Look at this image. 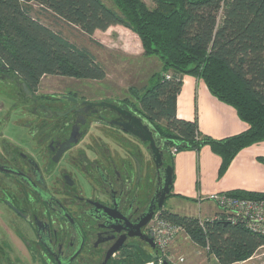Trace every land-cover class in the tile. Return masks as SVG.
Returning a JSON list of instances; mask_svg holds the SVG:
<instances>
[{
  "label": "trees",
  "instance_id": "obj_1",
  "mask_svg": "<svg viewBox=\"0 0 264 264\" xmlns=\"http://www.w3.org/2000/svg\"><path fill=\"white\" fill-rule=\"evenodd\" d=\"M113 3L0 0V58L28 87L38 86L47 75L103 80L107 71L94 53L72 44L40 15L49 13L89 37L122 25L139 36L146 56L161 61V69L140 89L132 87L131 95L138 99V112L169 142V164L173 166L174 147L200 150L208 145L221 158V176L242 149L264 141V0H154L153 7L144 0ZM185 75L201 78L214 96L236 109L248 128L215 138L202 133L196 119L178 117ZM257 158L264 163V155ZM227 193L264 199V190ZM159 216L182 227L220 264L245 261L264 247V235L225 211L203 219L163 209ZM153 258L158 257L147 255L134 264Z\"/></svg>",
  "mask_w": 264,
  "mask_h": 264
},
{
  "label": "flooded vegetation",
  "instance_id": "obj_2",
  "mask_svg": "<svg viewBox=\"0 0 264 264\" xmlns=\"http://www.w3.org/2000/svg\"><path fill=\"white\" fill-rule=\"evenodd\" d=\"M137 101L70 82L26 88L0 62V264H134L156 256L145 238L164 205L148 218L159 187L149 143L101 104L149 122ZM169 147L161 145L164 166Z\"/></svg>",
  "mask_w": 264,
  "mask_h": 264
},
{
  "label": "crops",
  "instance_id": "obj_3",
  "mask_svg": "<svg viewBox=\"0 0 264 264\" xmlns=\"http://www.w3.org/2000/svg\"><path fill=\"white\" fill-rule=\"evenodd\" d=\"M177 115L184 119H196L201 132L215 138L234 135L248 128V124L238 116L232 105L218 99L201 78L192 75L183 77L177 98ZM263 155L264 141L246 147L220 176L221 158L208 145L200 150L176 151L173 158L174 179L171 196L194 200L202 209L203 219L213 217L223 210L208 199L210 193L238 188L264 190V163L257 158ZM208 255L213 264H220L215 256L209 253ZM263 263L258 256L253 255L234 264Z\"/></svg>",
  "mask_w": 264,
  "mask_h": 264
},
{
  "label": "rangeland",
  "instance_id": "obj_4",
  "mask_svg": "<svg viewBox=\"0 0 264 264\" xmlns=\"http://www.w3.org/2000/svg\"><path fill=\"white\" fill-rule=\"evenodd\" d=\"M104 1L107 5L114 7L113 0ZM144 1L150 7L155 5L154 0ZM40 19L51 29L61 33L72 44L92 51L107 71V77L103 80L47 75L42 79L44 84L70 82L94 89L112 88L116 95L124 97L131 95L132 87L140 89L146 85L150 76L161 69L160 59L156 56H146L139 36L122 25H113L105 31L97 30L92 37H89L49 13L41 14ZM163 207L180 214L204 217L196 201L187 200L181 196L168 197ZM254 255L264 262V247ZM165 256L171 264H213L206 250L193 243L184 230L176 232ZM150 261L158 264L159 258H153Z\"/></svg>",
  "mask_w": 264,
  "mask_h": 264
},
{
  "label": "built area",
  "instance_id": "obj_5",
  "mask_svg": "<svg viewBox=\"0 0 264 264\" xmlns=\"http://www.w3.org/2000/svg\"><path fill=\"white\" fill-rule=\"evenodd\" d=\"M174 147L172 152H176ZM208 199L214 202L223 211L232 214L235 218H242L247 222L248 227L257 233L264 235V199L241 198L228 194L227 192L210 193ZM153 225V236L158 248L163 252V257L159 258V263H163V258L174 235L182 227L175 225L168 220L156 216ZM146 264H155L150 261Z\"/></svg>",
  "mask_w": 264,
  "mask_h": 264
},
{
  "label": "water",
  "instance_id": "obj_6",
  "mask_svg": "<svg viewBox=\"0 0 264 264\" xmlns=\"http://www.w3.org/2000/svg\"><path fill=\"white\" fill-rule=\"evenodd\" d=\"M0 62L3 63L1 59ZM24 86L28 88L25 83ZM101 104L111 105L114 109H116L120 114H122L126 118L125 123L119 124L123 127L124 130L137 136L142 142L149 143L150 154L158 170L159 186L156 194L158 200L157 203L154 205L153 210L148 215V218H150L157 210H159L164 205L173 187V166L171 164L164 166L166 151L161 148V145H169V142L167 141L166 143H163L160 138H156V135L154 134V131L151 127L152 124L144 120L141 116L134 114L128 110L122 109L121 107L114 104ZM161 182L162 185L160 186ZM145 241L148 242V244L152 248L153 252L156 253V256L158 258L163 257V252L158 248L157 244L155 243L153 234L152 236L146 237ZM162 264H170V262L164 259Z\"/></svg>",
  "mask_w": 264,
  "mask_h": 264
}]
</instances>
